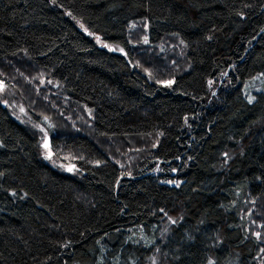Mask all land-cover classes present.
Instances as JSON below:
<instances>
[{
	"label": "trees",
	"instance_id": "trees-1",
	"mask_svg": "<svg viewBox=\"0 0 264 264\" xmlns=\"http://www.w3.org/2000/svg\"><path fill=\"white\" fill-rule=\"evenodd\" d=\"M257 74L264 0H0V264H264Z\"/></svg>",
	"mask_w": 264,
	"mask_h": 264
},
{
	"label": "rangeland",
	"instance_id": "rangeland-1",
	"mask_svg": "<svg viewBox=\"0 0 264 264\" xmlns=\"http://www.w3.org/2000/svg\"><path fill=\"white\" fill-rule=\"evenodd\" d=\"M80 26H82L85 30V26L82 23H79ZM181 55V54H180ZM182 56V55H181ZM244 86L246 88V91L248 93L249 98H254L255 93L258 91L264 92V76L263 74H257L249 79H247L244 83ZM0 98L11 108V110L14 112V114L21 120L27 121L29 123H32L35 125L39 130L43 133L42 143L44 145V151L47 157L51 156V143L49 139V129H54V123L51 120L50 116L51 114L45 113V114H34L31 110L29 105H27V102L24 100V97L18 90H16L11 84H9L6 80L0 79ZM56 160L55 162L59 164H63L60 161H58L56 158H53ZM69 168V166H67ZM66 167V168H67ZM250 208V207H249ZM246 211V220L248 228H250L251 225H256L257 227V234L261 233L263 231V224L256 222H253V215L254 213L257 214V210L255 211L254 207L250 208V210ZM253 211H252V210ZM264 218H261V221H263ZM260 230V231H259ZM158 260L153 257L151 262L149 264H157ZM158 264H165L161 263L159 261Z\"/></svg>",
	"mask_w": 264,
	"mask_h": 264
}]
</instances>
